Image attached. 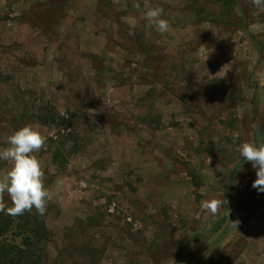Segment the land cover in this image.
<instances>
[{
  "label": "rangeland",
  "instance_id": "1",
  "mask_svg": "<svg viewBox=\"0 0 264 264\" xmlns=\"http://www.w3.org/2000/svg\"><path fill=\"white\" fill-rule=\"evenodd\" d=\"M148 2L169 32L144 0H0V149L28 123L47 138L42 264H264V192L237 150L264 143V8Z\"/></svg>",
  "mask_w": 264,
  "mask_h": 264
},
{
  "label": "clouds",
  "instance_id": "2",
  "mask_svg": "<svg viewBox=\"0 0 264 264\" xmlns=\"http://www.w3.org/2000/svg\"><path fill=\"white\" fill-rule=\"evenodd\" d=\"M257 8H264V0H251ZM139 11L140 4H134ZM144 18L149 21V27H154L161 34L170 31L169 22L162 18L164 9L153 7L148 0L143 4ZM46 137L41 133L39 126L28 123L14 131L7 140V147L0 149V160L10 162L11 167L0 178V212L11 216L23 215L33 208L43 216L46 213L48 202L52 199L50 191L44 185V171L40 161L34 155L46 145ZM240 158L251 162L256 171V179L252 187L258 192H264V143L257 146L254 143L244 142L238 147ZM5 194L10 198L12 207H7L4 201ZM224 201L210 199L201 201L203 219L219 215ZM235 227L239 221L232 222ZM208 255L207 253L205 254Z\"/></svg>",
  "mask_w": 264,
  "mask_h": 264
},
{
  "label": "trees",
  "instance_id": "3",
  "mask_svg": "<svg viewBox=\"0 0 264 264\" xmlns=\"http://www.w3.org/2000/svg\"><path fill=\"white\" fill-rule=\"evenodd\" d=\"M226 8V14L230 13L231 5L235 0H221ZM243 24L246 22L245 14L240 9ZM244 28V27H243ZM249 37V36H248ZM257 53L261 46L255 38H249ZM51 111L40 117L39 121L44 125L57 123L58 126H68L65 118H56ZM226 200H230L227 195ZM7 207H12L9 198H4ZM229 207V206H227ZM50 241V232L45 223V215H39L33 208L31 212L23 215L11 216L0 212V264H42L45 259V244Z\"/></svg>",
  "mask_w": 264,
  "mask_h": 264
}]
</instances>
